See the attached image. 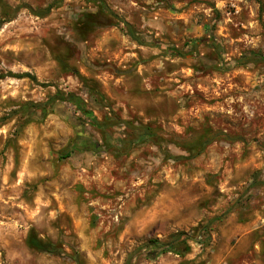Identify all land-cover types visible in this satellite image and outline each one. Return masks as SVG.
<instances>
[{"label":"rangeland","instance_id":"1","mask_svg":"<svg viewBox=\"0 0 264 264\" xmlns=\"http://www.w3.org/2000/svg\"><path fill=\"white\" fill-rule=\"evenodd\" d=\"M0 1L42 8L52 0ZM105 2L118 23L83 37L74 26L95 10L88 0H62L42 17L22 7L0 28V264H77L29 247L31 229L76 250L80 264H125L129 256L130 264H264V0L261 8L257 0ZM122 21L145 42L186 53L192 38L212 33L223 53L207 41L194 56L139 45ZM90 81L108 106L94 105ZM57 90L80 95L99 120L114 113L159 128L173 155L185 152L168 139L206 126L217 134L199 155L172 158L150 140L105 147L103 132L65 101L26 123L9 115ZM77 131L94 150L58 158ZM106 131L125 140L130 128ZM207 223L205 241L196 228ZM179 231L200 243L190 240L182 258L146 255L147 240Z\"/></svg>","mask_w":264,"mask_h":264},{"label":"trees","instance_id":"2","mask_svg":"<svg viewBox=\"0 0 264 264\" xmlns=\"http://www.w3.org/2000/svg\"><path fill=\"white\" fill-rule=\"evenodd\" d=\"M62 0H52L46 6L42 8H31L28 5L24 4H17L15 6H11L8 3L1 2V14H0V28L2 25L10 20H12L18 11L22 7H27L31 12L37 16H45L50 9L60 4ZM93 2L95 5L94 11H86L80 13L79 17L75 22V32L83 37L84 34L88 33L93 28L109 26V25H116L118 22H113L110 16L117 18V15L110 10L107 6L105 0H88ZM259 3L260 8L262 7L261 0H257ZM127 29L128 36L135 41L139 45H148V46H157L163 47L166 50H171L172 55H179V56H194L196 54V49L200 43L203 41H207L210 48L217 53L218 55H222L223 53V46L219 43L210 33L209 37H195L189 41V45L191 46L190 50L186 53L177 49L173 45H163L156 42H145L140 34L133 29V27L127 21H122ZM211 31V29H208ZM212 32V31H211ZM84 39V38H82ZM249 55H251V60H262V53L250 51ZM248 60V59H247ZM237 65L240 64V60H237ZM64 67L68 68L65 64ZM25 75L29 76L28 73H24ZM3 76V75H1ZM34 78V77H32ZM83 82L87 83V79L82 78ZM85 88L89 90L90 94L92 95L93 103L97 107H106L108 103L104 101V97L102 93L97 89L95 82L90 81L89 85L85 84ZM57 101H65L70 103L75 107L77 111L83 116V122H88L90 125L100 129L105 138V147L107 148H116L118 145L123 146H130L131 143L135 142L138 144L144 141H151L154 144H157L159 149L162 151V144L165 142V137L162 135L161 130L159 128H153L150 125H132L127 121L121 120L117 115L114 113L111 116L105 115L101 120L97 119L96 115H94L92 109L90 108L89 104L78 94L73 91L64 92L61 90L55 91L51 94L47 100L45 101H25L20 104L17 108L13 109L9 115H17L23 122H28L32 119H39L43 117L46 113L47 108L49 105L57 102ZM111 112V111H110ZM4 117H0V124L3 123ZM120 122H123L126 127L130 128V131L127 132L129 137L123 140L121 137H112L111 134L107 133V128L111 126H118ZM135 131V133H133ZM217 131H214L210 127H203L200 130H197L196 134L193 137L187 139H168L167 142L174 144L175 146L179 147L185 155H173L169 153L167 149L163 150V153L166 156H170L172 158H192L199 155L201 152L204 151L207 145L214 141ZM95 145L88 139L82 138V133L77 131L76 136L70 140L69 146L64 149V151L56 152L58 158L68 157L72 154L73 151H81V150H94ZM197 235H201L204 237L205 241L209 239V224L203 225L202 227L196 228ZM194 240L200 243V240L196 239V237H192L191 235L187 234L186 232L179 231L172 233L167 240H159L157 238H152L147 240L142 247L146 249V255L154 258L158 254L171 252L179 257H183L190 251V244L189 241ZM26 242L29 247L36 251L51 253L58 256H68L73 259L77 264H80V260L78 259L77 251H73L72 253H68L64 250L60 242H52L48 240H42L39 238L34 231L31 229L26 237ZM139 248V247H138ZM137 248V249H138ZM131 256L125 261V264H130ZM182 264V262L180 263Z\"/></svg>","mask_w":264,"mask_h":264}]
</instances>
